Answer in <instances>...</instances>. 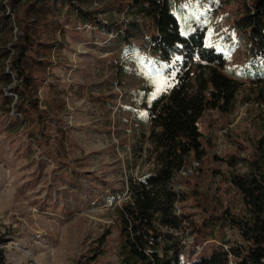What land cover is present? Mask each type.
<instances>
[{
	"label": "rangeland",
	"instance_id": "obj_1",
	"mask_svg": "<svg viewBox=\"0 0 264 264\" xmlns=\"http://www.w3.org/2000/svg\"><path fill=\"white\" fill-rule=\"evenodd\" d=\"M113 3L83 2L87 9L102 8L95 13L100 26L72 14V23L62 16L48 28L45 37L55 49L49 79L38 92L44 117L32 125L0 110V235L7 264H121L115 208L125 199L127 179L153 167L150 128L139 117L153 62L148 27L140 26L134 8L122 11ZM171 7L181 25L205 19L207 43L217 47L225 41L236 4L171 0ZM230 44L226 68L236 76L246 44L244 38ZM216 121L203 131L211 140L208 151L217 155L205 165L216 173L209 195L217 209L236 213L240 198L228 184L218 183L219 174L229 171V155L248 156L237 147L247 145L255 131L240 103L225 123ZM181 190L188 194L193 186ZM176 213L201 224L202 210L190 197ZM163 230L183 242L185 264L219 246L228 248L220 235L194 245L185 221ZM222 232L231 243L233 232L227 227ZM165 245L161 240L160 254Z\"/></svg>",
	"mask_w": 264,
	"mask_h": 264
},
{
	"label": "trees",
	"instance_id": "obj_2",
	"mask_svg": "<svg viewBox=\"0 0 264 264\" xmlns=\"http://www.w3.org/2000/svg\"><path fill=\"white\" fill-rule=\"evenodd\" d=\"M84 1L0 0V110L8 116L19 114L21 123L30 120L32 125L44 117L38 92L49 79L55 49L45 36L62 16L72 23V14L102 25L95 15L102 8H84ZM234 2L225 41L213 47L207 43L205 19L181 25L171 0H114L119 10L134 8L140 26L148 27L153 62L139 116L150 128L153 167L127 179L125 199L115 208L121 264H185L183 242L163 230L183 221L194 245L220 235V244L228 247L219 246L189 264H264V0ZM240 38L246 53L235 76L226 68L228 49L232 39ZM238 103L245 106L255 135L247 145H236L248 156L229 155V171L218 180L238 194L241 208L235 213L211 201L216 173L205 165L217 155L208 151L211 140L203 131L214 127L217 117L225 123ZM184 184L193 186L192 192L185 194ZM189 197L202 210L199 226L176 213ZM225 227L233 232L231 243L222 236ZM3 242L0 235V264H7Z\"/></svg>",
	"mask_w": 264,
	"mask_h": 264
},
{
	"label": "built area",
	"instance_id": "obj_3",
	"mask_svg": "<svg viewBox=\"0 0 264 264\" xmlns=\"http://www.w3.org/2000/svg\"><path fill=\"white\" fill-rule=\"evenodd\" d=\"M16 115H19V114H16Z\"/></svg>",
	"mask_w": 264,
	"mask_h": 264
}]
</instances>
